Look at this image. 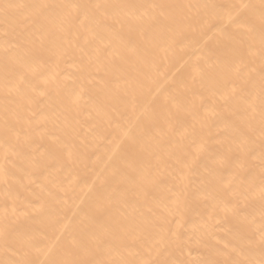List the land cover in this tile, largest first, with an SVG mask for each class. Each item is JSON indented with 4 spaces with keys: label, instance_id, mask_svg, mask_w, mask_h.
I'll list each match as a JSON object with an SVG mask.
<instances>
[{
    "label": "bare ground",
    "instance_id": "6f19581e",
    "mask_svg": "<svg viewBox=\"0 0 264 264\" xmlns=\"http://www.w3.org/2000/svg\"><path fill=\"white\" fill-rule=\"evenodd\" d=\"M0 264H264V0H0Z\"/></svg>",
    "mask_w": 264,
    "mask_h": 264
}]
</instances>
